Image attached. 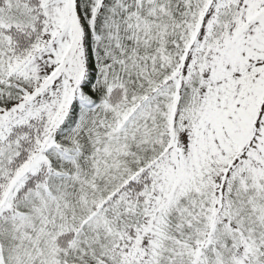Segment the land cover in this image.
Masks as SVG:
<instances>
[{
  "label": "snow or ice",
  "instance_id": "obj_1",
  "mask_svg": "<svg viewBox=\"0 0 264 264\" xmlns=\"http://www.w3.org/2000/svg\"><path fill=\"white\" fill-rule=\"evenodd\" d=\"M0 264H264V0H0Z\"/></svg>",
  "mask_w": 264,
  "mask_h": 264
}]
</instances>
